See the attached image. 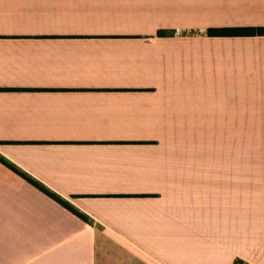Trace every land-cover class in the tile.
Instances as JSON below:
<instances>
[{"label":"crops","instance_id":"obj_1","mask_svg":"<svg viewBox=\"0 0 264 264\" xmlns=\"http://www.w3.org/2000/svg\"><path fill=\"white\" fill-rule=\"evenodd\" d=\"M236 28L264 0H0V264H264V35L207 34Z\"/></svg>","mask_w":264,"mask_h":264},{"label":"trees","instance_id":"obj_2","mask_svg":"<svg viewBox=\"0 0 264 264\" xmlns=\"http://www.w3.org/2000/svg\"><path fill=\"white\" fill-rule=\"evenodd\" d=\"M207 34L209 36H217V37H231V36H256V35H264V29H254V28H236V29H213L208 30ZM12 169L13 167L10 166ZM34 185H36L38 188L43 190L45 193L49 194L53 199L57 200L63 205H67L65 202H63L59 197L50 194L47 190H45L42 186H40L36 182H32ZM234 264H245L242 261L237 260Z\"/></svg>","mask_w":264,"mask_h":264},{"label":"rangeland","instance_id":"obj_3","mask_svg":"<svg viewBox=\"0 0 264 264\" xmlns=\"http://www.w3.org/2000/svg\"><path fill=\"white\" fill-rule=\"evenodd\" d=\"M0 160H1V162L4 161V159H1V156H0ZM4 162H5V161H4Z\"/></svg>","mask_w":264,"mask_h":264},{"label":"built area","instance_id":"obj_4","mask_svg":"<svg viewBox=\"0 0 264 264\" xmlns=\"http://www.w3.org/2000/svg\"><path fill=\"white\" fill-rule=\"evenodd\" d=\"M180 34V33H179Z\"/></svg>","mask_w":264,"mask_h":264}]
</instances>
